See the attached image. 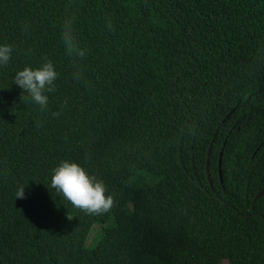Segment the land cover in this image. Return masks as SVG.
<instances>
[{
    "label": "trees",
    "instance_id": "trees-1",
    "mask_svg": "<svg viewBox=\"0 0 264 264\" xmlns=\"http://www.w3.org/2000/svg\"><path fill=\"white\" fill-rule=\"evenodd\" d=\"M4 44L0 264H264V0H0ZM46 61L42 109L14 76ZM65 160L109 212L50 187Z\"/></svg>",
    "mask_w": 264,
    "mask_h": 264
},
{
    "label": "clouds",
    "instance_id": "clouds-1",
    "mask_svg": "<svg viewBox=\"0 0 264 264\" xmlns=\"http://www.w3.org/2000/svg\"><path fill=\"white\" fill-rule=\"evenodd\" d=\"M64 41L69 53L75 51L70 31L65 32ZM12 51L10 45H0V65L8 64ZM77 54L84 55L82 51H78ZM57 76L53 64L46 61L39 68L25 67L17 71L14 82L23 90V93L26 92L33 102L44 109L48 103V97L44 93L55 90ZM23 98L22 95L20 99ZM50 187L74 208L89 215L104 214L115 205L114 197L106 195L104 182L87 173L76 162L62 161L53 170ZM15 197L24 198V186L17 190ZM67 218L71 220L73 216L68 212Z\"/></svg>",
    "mask_w": 264,
    "mask_h": 264
},
{
    "label": "water",
    "instance_id": "water-1",
    "mask_svg": "<svg viewBox=\"0 0 264 264\" xmlns=\"http://www.w3.org/2000/svg\"><path fill=\"white\" fill-rule=\"evenodd\" d=\"M234 108L227 114V117L233 112ZM209 152H210V149H208V152H207V159H206V171H207V177H208V181H209V184L211 185V181L209 179V174H208V164H209ZM264 195V188L262 190H260L256 196L254 197V201L260 197Z\"/></svg>",
    "mask_w": 264,
    "mask_h": 264
},
{
    "label": "rangeland",
    "instance_id": "rangeland-1",
    "mask_svg": "<svg viewBox=\"0 0 264 264\" xmlns=\"http://www.w3.org/2000/svg\"><path fill=\"white\" fill-rule=\"evenodd\" d=\"M98 225H100L99 223H95L93 224L91 230H90V233L88 234L87 238H86V241H85V245L89 246L92 242V239H93V234H96L97 233V229H98Z\"/></svg>",
    "mask_w": 264,
    "mask_h": 264
}]
</instances>
